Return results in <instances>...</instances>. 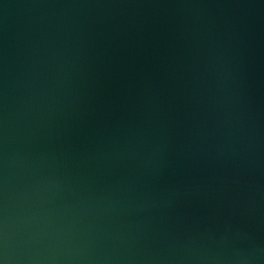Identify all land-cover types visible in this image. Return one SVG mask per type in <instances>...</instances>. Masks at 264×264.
I'll list each match as a JSON object with an SVG mask.
<instances>
[{"label": "water", "instance_id": "obj_1", "mask_svg": "<svg viewBox=\"0 0 264 264\" xmlns=\"http://www.w3.org/2000/svg\"><path fill=\"white\" fill-rule=\"evenodd\" d=\"M0 264H264V0H0Z\"/></svg>", "mask_w": 264, "mask_h": 264}]
</instances>
